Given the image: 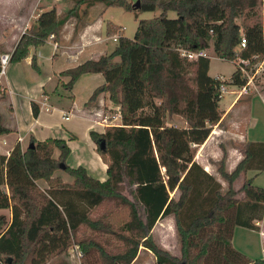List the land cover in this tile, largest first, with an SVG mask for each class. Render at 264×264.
I'll return each mask as SVG.
<instances>
[{
    "label": "trees",
    "instance_id": "obj_1",
    "mask_svg": "<svg viewBox=\"0 0 264 264\" xmlns=\"http://www.w3.org/2000/svg\"><path fill=\"white\" fill-rule=\"evenodd\" d=\"M139 1L134 9L128 0H74L63 17L55 7L42 10L10 52V63H17L50 35L56 40L81 4L83 16L98 2L127 11L160 10L158 16L139 19L132 38L123 36L122 27L106 22V34L118 35L114 49L60 72L67 78L61 86L70 92L81 76L101 74L104 83L88 102L103 93L119 108L120 124L89 133L107 165L105 180L93 178L82 165L69 166L70 148L62 138L31 137L32 148L17 144L8 155L0 154V210L10 211V218L0 213V264H46L73 243L87 252V243L77 237L81 227L119 235L125 246L120 254L109 255L95 244L103 264H131L141 246L151 251L155 264H264L232 244L235 227L257 229L255 221L263 218L264 188L254 185L253 178H243L237 189L233 183L247 170L264 171V142L246 143L230 172L221 158L217 171L227 183L222 191L194 160L198 147L221 122L222 82L209 75L210 57L189 61L177 50L213 47L218 58L233 62L264 58L258 10L264 0ZM169 11L176 17L169 18ZM238 16L240 22L235 21ZM242 37L246 42L240 48ZM36 60L33 55L31 66L39 72ZM245 82L236 66L230 84L242 87ZM4 97L1 93L0 100ZM31 107L36 117L37 104ZM174 115L186 125L168 124L167 118ZM9 132L0 113V136ZM57 170L73 181L54 176ZM38 180L46 181L48 188L41 189ZM108 202L128 210L119 232L90 217ZM167 216L174 218L179 256L153 239L154 225Z\"/></svg>",
    "mask_w": 264,
    "mask_h": 264
},
{
    "label": "crops",
    "instance_id": "obj_2",
    "mask_svg": "<svg viewBox=\"0 0 264 264\" xmlns=\"http://www.w3.org/2000/svg\"><path fill=\"white\" fill-rule=\"evenodd\" d=\"M54 3L57 4L58 0L53 1V3H48L46 0H19L17 4V16H21V18L17 21H19L20 24L16 25V29L13 28L16 37L13 40L14 43L10 50H8L9 52H11L15 46L19 35L25 32L23 29L26 30L42 10H47L52 7L56 8ZM104 8L107 7L101 2H98L87 9V15H82L84 19L88 18L89 15H96L84 24L77 34L76 39L70 42V44L63 45L61 44L62 42H56L54 39L46 41L48 43L50 41L53 42V55L51 57L49 56L50 58L46 57L49 62L48 66L50 72H48L46 78L43 80L39 79L36 82V91L32 96H28L25 100L15 97V95H17L16 91L11 88V80H14L16 75L13 70L8 77L6 74L3 76L6 81L5 84L1 82L2 78L0 79V94L4 93L5 95L4 99L0 100V103L9 101L7 104H4L6 113L4 114L1 108L0 113L3 117L4 126L10 129L9 133L0 136V154L8 155L17 144L25 148L31 137L37 141H42L49 137L62 138L67 141L70 148V155L66 161L69 166L75 167L82 165L93 178L100 181L106 179L107 165L97 153L96 144L91 139L89 133L90 131L102 133L106 126L120 124L118 122L120 117L116 114L113 120L109 116H106V119H104L105 116H102L103 113H105V108L118 109V107H113L106 94L99 95L96 101L88 102L94 89L104 83L103 76L99 73L81 76L71 92L63 88V92L66 94L58 93L57 106H53V103H50V98L57 93L59 86H61L60 82H65L67 80L66 77L60 76L61 71L74 67L87 59H96L100 55L110 53L114 49L115 46L111 49L108 48V41H113L111 38L113 35H107L106 28L104 29L106 22H108L104 20L102 16L106 10ZM17 21L13 22V24L18 23ZM67 26L68 25H64V31ZM103 29L105 36H103ZM13 30L11 31L13 32ZM3 35L6 38L8 33ZM0 45L2 44L0 43ZM36 49L35 47H30L28 57L22 61H26L27 64L31 65V57L35 55L37 59ZM6 52H2V54ZM39 55L40 53L38 56ZM81 56L83 57L81 58ZM70 58V61H76V64L73 66H64L67 65L65 60L59 63L61 61L60 59L68 60ZM37 65L39 66L38 62ZM82 80H84L82 87L85 88H82V90L86 91V94L85 99L79 101L77 92L80 89L79 85ZM48 85H50V88H48ZM222 98L223 96L220 99L222 100ZM221 100L219 102L222 111L221 122L231 112H235V110L242 111L244 115H246L244 117L246 121L244 133L240 134L239 138L244 145L248 142H264V92H257L254 94L240 93L238 89L235 93V97L227 101L224 109L221 106ZM32 102H35L38 107V115L36 117L32 114ZM46 106L48 109H46ZM64 115H67L68 118L65 119ZM219 125L214 126L216 127L215 130H222L219 128ZM260 128L263 132L260 131ZM210 135L204 143L198 147L194 160L206 172L212 174L213 172L210 167L211 162L202 157L203 150H205L209 144ZM215 136H217L216 133L214 134V137ZM18 137L22 138V142H18ZM227 152L228 159L226 171L230 172L241 160L242 152L238 151L236 148L228 149ZM216 155H218V152H216ZM249 173L248 175V171H246L244 173V178H251L252 176L258 178L261 174H264V171L257 173L253 170H249ZM39 182L45 181L38 180L37 183ZM260 187L264 188V186ZM4 210L5 209L0 210V213L10 218V211L6 209V213ZM160 221L161 219L156 222L152 229V233ZM255 224L258 226L257 229H248L240 226L235 227L232 236V244L238 251L245 254L250 259L264 260V214L262 220L255 221Z\"/></svg>",
    "mask_w": 264,
    "mask_h": 264
},
{
    "label": "rangeland",
    "instance_id": "obj_3",
    "mask_svg": "<svg viewBox=\"0 0 264 264\" xmlns=\"http://www.w3.org/2000/svg\"><path fill=\"white\" fill-rule=\"evenodd\" d=\"M48 3H53L55 0H46ZM133 7V4L136 0H128ZM19 0H2L0 1V53L6 52L10 50L13 45V40L16 37V33L13 28L17 27L16 25L20 24L17 21L21 16H17V4ZM74 4V0H58V3H54L57 9V13L60 14V17H63V14L72 7ZM85 8L84 4H81L77 7V10L73 13V16L69 17L68 21L64 23V25H68L64 31V25L62 26L59 36L55 40L56 42H62L61 44H70L74 39H76L77 34L80 29L84 26V24L90 19L94 18L96 14L89 15L88 18L84 19L83 9ZM106 9L103 13V19L107 21L113 22L115 25L123 28V36L127 38H132L139 19H148L154 16H158L160 14V10L156 11H127L119 6H111L104 8ZM261 13V21L264 27V2L258 8ZM88 13V10H87ZM169 18H175L176 14L173 11L168 12ZM20 20V19H19ZM18 22L13 24V22ZM236 22H240L241 18L238 16L235 19ZM31 25V23H30ZM16 29V28H15ZM105 29V27H104ZM103 29V36H105V32ZM13 30V32L11 31ZM25 31V29H23ZM64 31V33H63ZM7 37L3 34H7ZM22 34V33H21ZM19 35V37L21 36ZM63 34V35H62ZM19 39V38H18ZM48 40H50L48 38ZM47 40V41H48ZM62 40V41H61ZM18 41V40H17ZM16 44V43H15ZM115 42L110 40L108 41V48L111 49L115 46ZM13 50V49H12ZM208 55L210 56V67H209V75L212 77H216L217 75H223L227 80L225 82L226 91L222 94L223 98L221 100V106L224 109L227 101L233 99L235 97V93L240 89V87L230 84V77L232 73L236 70V61H224L218 58L213 52V47L207 49ZM85 52V51H84ZM6 53H10L9 51ZM32 53V52H31ZM40 55L38 56V54ZM59 53V50H58ZM37 62L40 66V71H36L30 64H27L26 61H21L17 64H8L6 70V76L8 77L13 70L15 72L14 80H11V88L16 91L15 97L17 99L27 98L28 96H32L36 91V82L39 79H44L47 77L49 71V62L46 57H51L53 55V42H46L44 45L37 47ZM84 55V54H83ZM49 57V58H50ZM83 56H81L82 58ZM61 63L63 60L66 61L67 65L64 66H73L76 64V61H70V59H60ZM71 62V63H70ZM255 63V62H254ZM65 64V63H64ZM69 64V65H68ZM71 64V65H70ZM253 63H250L248 66H252ZM2 78V83L5 84L4 77ZM86 79V78H85ZM84 80L81 81L79 85V90L77 94L78 100H84L86 91L82 90V84ZM255 88H251L248 92L249 94H254L257 92H264V69L260 71L255 77ZM86 86V83H85ZM50 88V85H48ZM85 89V88H83ZM58 93L63 94L62 86H59L57 93L50 98V103H53V106H57V98ZM66 94V93H64ZM103 94V93H102ZM101 95V94H100ZM107 95V94H106ZM87 100V99H86ZM9 102V101H8ZM8 102H1L0 108L5 112L4 104ZM112 103V102H111ZM113 107H118L113 104ZM243 105V104H241ZM119 108L116 110L115 108L107 109L105 108V113L102 116L111 117L114 120V116L118 115ZM246 115L242 111L235 110V112H231L225 119L220 123L219 128L222 130H215L216 127H213V131H211V135L209 137V144L205 150L202 152V157L206 160H209L210 167L212 169V176L215 180H219L218 182L221 184V190H226L227 183L222 180L220 177L217 167L220 163L221 158L223 157L225 160V169L226 163L228 159V149L236 148L238 151H242L244 143L239 140L240 134L244 133V127L246 121L244 119ZM119 123L120 118H119ZM168 124H175L178 126H185L184 120L177 115L171 116L167 118ZM260 131L263 130L260 128ZM216 133L217 136L214 137ZM213 135V136H212ZM212 136V137H211ZM75 151V150H74ZM218 152V155H216ZM76 154V153H75ZM248 171V175L249 170ZM54 176H59L63 182L71 183L73 178L68 175L66 172L62 170H57L54 173ZM244 174H242L234 183L233 187L239 188L244 178ZM252 176V175H251ZM253 184L258 186H264V174H261L258 178H254L253 176ZM37 185L41 189H47L48 183L39 182ZM6 191V188L3 187ZM127 193V192H126ZM177 195V193H176ZM241 197V194L239 195ZM117 203H104L94 211L91 212L90 217L92 219H101L104 223L112 226V229L116 232H119V228L122 226L123 222L127 219L128 210L121 209L116 205ZM7 213V210H4ZM77 237L85 241L87 243V248L85 252L81 249L77 244L73 243L66 251L53 256L46 264H103L101 261V251L95 246L98 244L101 249L109 255L120 254L123 252L125 246L119 238L117 233L106 232L105 230L95 232L87 227H81ZM154 241L161 246L162 248L168 250L173 255H180L179 252V242L176 235L175 224L173 216H167L162 218L160 223L157 224L156 228L153 232ZM94 242V245L91 243ZM131 264H155V258L150 250L140 247L138 250L137 257Z\"/></svg>",
    "mask_w": 264,
    "mask_h": 264
},
{
    "label": "built area",
    "instance_id": "obj_4",
    "mask_svg": "<svg viewBox=\"0 0 264 264\" xmlns=\"http://www.w3.org/2000/svg\"><path fill=\"white\" fill-rule=\"evenodd\" d=\"M113 41H116L118 38V35L115 34L111 37ZM49 39H53V35L49 36ZM245 39L242 37L240 41V48L245 47ZM178 52L180 53L181 57H184L185 59L189 61L196 60L200 57H210L208 55L207 49H200V50H188L184 48H177ZM10 63V53H4L0 55V79L6 74L7 66ZM237 67L239 68V71L241 73V76L246 79L245 84L240 87L239 91L240 93H248L251 88H255V77L256 75L264 69V58L257 60L255 63L252 64V66H248L250 64L249 59H237L236 60ZM217 79H219L222 84L220 86V98L222 97V94L226 91V84L227 81L223 75H217ZM46 109L48 107L46 106ZM118 116L120 117L119 111ZM64 118L67 119L68 116L64 115ZM18 142H22V138L18 137Z\"/></svg>",
    "mask_w": 264,
    "mask_h": 264
},
{
    "label": "water",
    "instance_id": "obj_5",
    "mask_svg": "<svg viewBox=\"0 0 264 264\" xmlns=\"http://www.w3.org/2000/svg\"><path fill=\"white\" fill-rule=\"evenodd\" d=\"M139 5H140V1H139V0H136L135 3L133 4V8H134V9H138V8H139ZM28 147H29V148H32V147H33V143H30V144L28 145ZM100 147H101V148H104V147H105V143H104V142H101ZM60 167L63 168L62 165H61Z\"/></svg>",
    "mask_w": 264,
    "mask_h": 264
}]
</instances>
